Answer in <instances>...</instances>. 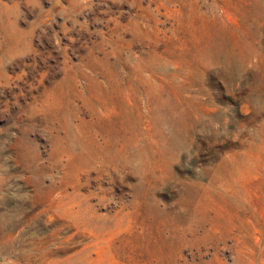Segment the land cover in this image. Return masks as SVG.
<instances>
[{
  "label": "rangeland",
  "instance_id": "rangeland-1",
  "mask_svg": "<svg viewBox=\"0 0 264 264\" xmlns=\"http://www.w3.org/2000/svg\"><path fill=\"white\" fill-rule=\"evenodd\" d=\"M0 264H264V0H0Z\"/></svg>",
  "mask_w": 264,
  "mask_h": 264
}]
</instances>
